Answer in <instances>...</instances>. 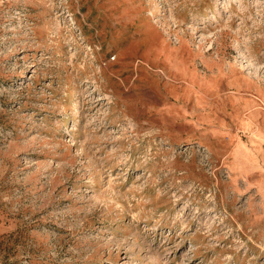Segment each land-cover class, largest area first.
Masks as SVG:
<instances>
[{"label": "rangeland", "instance_id": "obj_1", "mask_svg": "<svg viewBox=\"0 0 264 264\" xmlns=\"http://www.w3.org/2000/svg\"><path fill=\"white\" fill-rule=\"evenodd\" d=\"M0 264H264V0H0Z\"/></svg>", "mask_w": 264, "mask_h": 264}]
</instances>
